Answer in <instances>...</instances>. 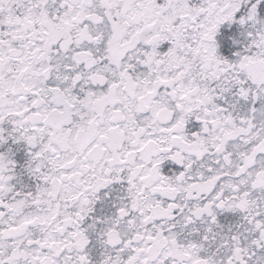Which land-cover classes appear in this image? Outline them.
<instances>
[{
    "label": "snow or ice",
    "instance_id": "1",
    "mask_svg": "<svg viewBox=\"0 0 264 264\" xmlns=\"http://www.w3.org/2000/svg\"><path fill=\"white\" fill-rule=\"evenodd\" d=\"M0 264H264V0H0Z\"/></svg>",
    "mask_w": 264,
    "mask_h": 264
}]
</instances>
